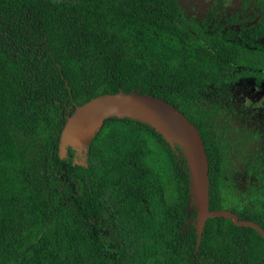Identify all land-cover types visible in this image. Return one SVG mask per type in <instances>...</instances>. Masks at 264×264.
Instances as JSON below:
<instances>
[{"label": "trees", "instance_id": "obj_1", "mask_svg": "<svg viewBox=\"0 0 264 264\" xmlns=\"http://www.w3.org/2000/svg\"><path fill=\"white\" fill-rule=\"evenodd\" d=\"M183 5L0 0V264H264L261 234L229 219H209L198 246L187 160L149 124L108 118L85 160L71 148L60 157L76 107L151 93L200 131L211 211L264 229V180L237 184L235 159L251 154L231 150L220 126L226 85L264 57L224 29L222 0L199 21Z\"/></svg>", "mask_w": 264, "mask_h": 264}, {"label": "water", "instance_id": "obj_2", "mask_svg": "<svg viewBox=\"0 0 264 264\" xmlns=\"http://www.w3.org/2000/svg\"><path fill=\"white\" fill-rule=\"evenodd\" d=\"M114 117L147 123L167 143L173 147L178 145L183 151L191 178L190 199L198 217V246L205 224L212 218H225L236 226L253 228L264 238V229L257 223L241 220L227 210L211 211L209 162L200 131L176 107L151 93L120 90L115 94L98 96L76 107L72 115L68 116L61 134L60 157L65 158L69 148L78 156H83L106 119Z\"/></svg>", "mask_w": 264, "mask_h": 264}, {"label": "flooded vegetation", "instance_id": "obj_3", "mask_svg": "<svg viewBox=\"0 0 264 264\" xmlns=\"http://www.w3.org/2000/svg\"><path fill=\"white\" fill-rule=\"evenodd\" d=\"M210 1L209 14L214 4V0ZM222 1L218 20L224 24V29L231 28L239 42H250L247 47L264 57V0L259 2L255 0L252 2ZM232 12L235 18L229 24L227 22L230 19L227 17ZM245 70L247 73H256V75L239 76L235 82L226 85V90L220 96L230 108L227 111L231 113L230 118L221 122L220 126L228 137L231 135L236 137L235 142L230 144L231 150L237 148L241 155L247 152L251 154L250 161L242 163L239 159L233 165L238 179L237 184L248 189L249 184H252V188L258 187L264 180V67H245ZM211 99L209 98V101ZM234 127H238V132H233ZM241 133L243 135H240ZM79 157L84 159L83 156ZM261 192L264 194V191Z\"/></svg>", "mask_w": 264, "mask_h": 264}, {"label": "rangeland", "instance_id": "obj_4", "mask_svg": "<svg viewBox=\"0 0 264 264\" xmlns=\"http://www.w3.org/2000/svg\"><path fill=\"white\" fill-rule=\"evenodd\" d=\"M217 1V0H214ZM184 3L183 9L192 14L199 21L203 18H208L210 11V0H181ZM198 24H200L198 22ZM237 159H235V162Z\"/></svg>", "mask_w": 264, "mask_h": 264}]
</instances>
